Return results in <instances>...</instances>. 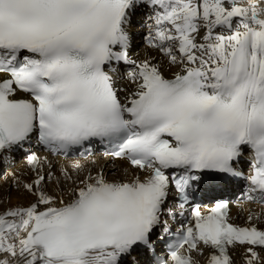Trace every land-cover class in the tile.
Segmentation results:
<instances>
[{
	"label": "snow or ice",
	"instance_id": "1",
	"mask_svg": "<svg viewBox=\"0 0 264 264\" xmlns=\"http://www.w3.org/2000/svg\"><path fill=\"white\" fill-rule=\"evenodd\" d=\"M142 8L159 59L130 55ZM126 66L131 88L118 85ZM33 138L64 156L99 141L136 173L89 172L65 200L45 188L51 162L27 154L35 199L0 211V264H121L154 247L195 186L241 176L247 150L248 198L264 204V0H0V155ZM191 216L162 264L205 250L206 264H234L237 246L264 264L251 214L232 223L220 199Z\"/></svg>",
	"mask_w": 264,
	"mask_h": 264
},
{
	"label": "bare ground",
	"instance_id": "2",
	"mask_svg": "<svg viewBox=\"0 0 264 264\" xmlns=\"http://www.w3.org/2000/svg\"><path fill=\"white\" fill-rule=\"evenodd\" d=\"M135 26L138 27V25L133 24V30H132L133 35L132 36L136 38L138 30H137V27ZM138 40H139L138 38H136V41L134 39L135 42H137ZM146 49L151 51V57H156L157 59L160 58V55L157 54L156 51L152 50L149 47ZM98 164L103 166L105 164V160H99ZM116 173H119V172L117 171ZM16 184H18L19 186V183H16ZM0 185L1 187H3V190H4V191H1L0 189V211L6 210L11 207H15L17 205L27 206L30 202H32L35 199V197L29 194L24 188L10 184V181L8 182L0 181ZM14 186L16 187V189L14 188ZM53 187L54 189H51V191L54 193L57 190L56 183H53ZM261 255L264 256V250L261 251Z\"/></svg>",
	"mask_w": 264,
	"mask_h": 264
},
{
	"label": "rangeland",
	"instance_id": "3",
	"mask_svg": "<svg viewBox=\"0 0 264 264\" xmlns=\"http://www.w3.org/2000/svg\"><path fill=\"white\" fill-rule=\"evenodd\" d=\"M144 9V8H143ZM147 13H148V10H145L144 11V14H146L147 15ZM136 23H134V25H135ZM139 26V25H138ZM135 27H137V26H135ZM139 28V29H138ZM137 30H138V32L137 33H140L141 31H142V29L140 28V27H137ZM137 38V37H136ZM136 38H135V41H136ZM140 40V39H139ZM137 41V42H135L136 44H138V43H140V41ZM142 41H144V42H147L146 41V38H142ZM146 48H148L147 46H146ZM150 48V47H149ZM155 51V50H154ZM154 51H152V52H154ZM0 187H1V185H0ZM14 188L16 189V187L14 186ZM1 189V191H4L3 190V187H1L0 188ZM128 264V263H127Z\"/></svg>",
	"mask_w": 264,
	"mask_h": 264
}]
</instances>
